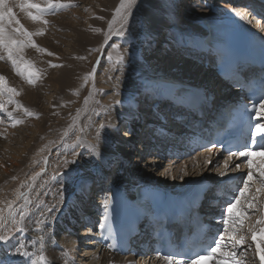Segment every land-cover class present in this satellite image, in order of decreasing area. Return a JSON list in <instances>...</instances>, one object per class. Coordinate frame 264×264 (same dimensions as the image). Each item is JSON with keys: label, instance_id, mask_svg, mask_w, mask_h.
<instances>
[{"label": "bare ground", "instance_id": "6f19581e", "mask_svg": "<svg viewBox=\"0 0 264 264\" xmlns=\"http://www.w3.org/2000/svg\"><path fill=\"white\" fill-rule=\"evenodd\" d=\"M19 1L20 0L18 1L11 0V2H15L16 4ZM42 1L43 0H29L30 3H35L38 5H40ZM86 1L87 2L90 1L89 4L88 3L86 4L85 3ZM177 1L178 0H146L144 2V5H141V7L133 8L132 10L133 13H135L134 9H137L138 11L136 12L140 13V16L143 18L145 24H147L148 27L146 30V34H147L146 48L144 47L145 51L142 52L139 51V54L136 53V51L138 50L135 51V49H137L138 46H141L142 38L139 35L135 37L137 38L135 43L136 48H134L133 46L134 44L133 45L129 44V41L131 40L126 39L125 34L123 36L114 35L113 30L115 29V27H120L123 24V20L121 19L120 16H116L115 21L112 23L111 30H109V22L113 21L115 9L119 6L121 0H81V1L61 0L62 3H68L69 5H72L71 3L75 5L74 4L75 2L76 3L79 2L80 4L82 3L84 5L83 9L88 11L87 12L88 20H86L87 19L86 17H80L81 13L78 12L79 10L77 11L69 10V12L64 13L65 15L64 14L59 15L56 13L55 17L51 19L50 17L49 18L43 17V19L46 21L50 20L54 22L55 20L57 21V19L60 18L63 19L64 17H67L69 15L75 16V18L71 17L69 22H61L60 24H58L55 21L56 22L54 23L55 25L52 24L53 26L50 27L51 29L49 35L47 37H44V39L43 38L41 39V37L35 35V33H37L38 30H40V28H43L42 23L38 21L34 22L31 21L30 19L29 21L31 22V24L27 23L26 18L27 19L29 18L27 15V10L24 11L21 10V8L18 6L20 2L18 3L17 6L15 3L8 4V7L12 8L14 20L19 19L18 21L20 20L21 22L25 21V24L29 27L27 31H30L35 36V42H37L36 45L38 46V48H33L30 51L31 56L25 55L24 53L27 54V52L24 51L23 55H25V57L23 58V60L30 62V64L32 65V70L36 72V77L34 78V83L32 84V86H28L29 83L25 82V80L17 78V76L18 77L21 76L16 74V72L13 70L12 65L9 71H7L6 69H5L6 71L3 70V66H2V68H0V75L2 73L4 74L2 75V77H4V82L6 83L7 88L15 89L16 92L19 93V95H12V94L11 95L12 98H14L16 101L15 106L16 107L18 106L17 108H20L21 114H25L26 117L28 116L30 117L28 119H31V117H33L32 115L34 114L36 115L37 112H40V108L38 107V105L40 104L43 106V110L41 112L45 114V117H43L42 119L39 120L37 119L38 121L37 126L34 125L33 129L27 130L26 133L20 132V134L18 135L19 138L15 140V142L19 144L17 146L18 148L17 149L15 148L13 151H10L9 155H11V157L10 159H8V162L10 164L13 163L14 166H19L23 162L22 156L27 155V152L34 144L33 143L34 141H36L40 137H43L42 136L43 133L47 129H49V126L48 127L45 126L50 125V123H52V121L55 120L54 119L55 115L57 116L61 114V116L62 115L64 116L69 114L68 107H65L64 103L71 104L72 102H77V100H75V98L72 97L74 95L73 92L76 94L78 86L80 87V85L83 83L84 78L87 77L88 73L90 76V68L93 65V63L97 60L98 55H100L98 54L99 52L98 50L104 49L103 45L111 39L108 45L105 47L106 48L105 59L103 58L104 62L102 61L99 70V72L101 73L104 67L107 66L108 68L106 74L107 78L104 81L100 80L101 81L100 83H102V87L100 89H97L96 91V94L99 95L100 92H102V90L103 91L106 90L107 93H105V95L109 94L108 95L109 98L110 96L112 97L111 100H109L112 103L111 104L108 103V106H106L105 109V111L108 113V116L110 118L111 127L109 126L110 128L107 129V131H102L100 127L96 125L90 111H88L90 114L89 116L87 115L85 117V121L83 123V130L88 137H90L93 141H95L99 145L101 151H104L105 153H109L110 155L115 157L114 159L113 158L110 159V157H107L104 162H101L97 156L92 155V153L88 148L84 147L85 149L82 154V157L80 160H78L80 173H77L76 177H74L75 175L74 170L72 171L66 169L65 170L66 173L64 174L63 177L61 178L52 177L48 179V182H46L45 184L44 190L43 189L41 190L42 191L41 194L44 197V198L41 197V199L43 198L44 201L39 199L41 201L34 202V204H36L35 209L31 211L30 221L25 226V230L27 231L26 234L25 235L18 234V237H15L16 239L12 241L13 244H17V245L19 243H23L25 245L24 250L28 251L30 255H32V258H35V256L41 254L39 252V247L37 246L38 242L35 236V231L33 229L35 225H42V224H37V219H41L46 222L47 219H50L51 216L53 217L55 213L60 211L61 209V216L59 215V218L57 222H55V224L52 226V229L54 235L58 236V234L60 235L62 234V237L61 239H59V243H57L56 246L55 243L51 242V240L45 238V241L47 239L48 244L45 248V254L43 255L45 257V260L50 261V263L52 264H72L70 259L65 255L64 249L65 247L73 248L74 244L76 243V237L74 238L75 239L74 240L73 233H75L74 231H76L75 224L78 219L76 216L77 214H74L71 210H68V208L66 207L68 203L67 201L71 202V198L73 199V197L75 196L78 205L82 206V204L87 201V199H84V196L85 197L87 196L86 193H88L89 188L86 187L91 188V184L90 186L89 184H85L86 187L84 188L87 190H82L80 193L75 189L77 188L76 186L82 187L81 185H78L81 184L82 181L88 182L93 176L97 175L98 177H100L102 174H106V167H108L107 161L112 162L113 160L119 158V160H117L116 163L120 164L121 162L123 166H125L120 173L118 172L116 173L115 179L111 180V184L115 186V184L117 183L116 187L119 186V188L123 190L122 192L124 194H128L130 192V189L135 188L139 184L138 182H141V180L139 179L138 181L132 182V180L128 178L129 179L128 182L130 181L132 183V186L128 188L124 180L127 178V177L125 178L126 173L128 171L126 167L130 165V169L133 170V173H135V171H137L136 173H138L139 171L141 173L148 169L147 165H149L148 164L149 162H147V160L139 162V160L136 159L134 163V167L136 168L137 164L138 167L136 169L132 167L133 168L132 169L131 166L133 165V161L131 160V158L133 153H130V151L131 148L134 147V140H133L134 136L132 133H129V135L127 134L126 136H122L121 138H119L118 137L119 131L117 129H114V127L117 126L116 128H118L128 123L132 110H137V108L141 106L142 103H146V101H149L148 102L149 104L157 102L159 100L158 97H160L163 92V87L167 85L172 86L178 84V82L172 81L169 83H165L164 85H158V87L154 86L157 85L158 80H166L163 79L164 77L159 78L157 76V75L159 76L162 75V73H157L155 75L156 77L153 76L152 74L153 72L160 70L162 65H166L168 71H169L168 67L171 66L174 67L176 70L181 72L183 77L184 75L186 76L187 72L191 67H195L194 65L189 63L190 61L181 63L183 60L181 61L177 59H180L182 57H180L179 55H175L170 51L165 52L162 48L167 47L168 44L169 47L170 45H172L171 46L172 49H174L176 46L182 47L185 41L191 40L192 37H197V35L201 30V26L199 25V22L202 21L204 18H206L208 15L211 16V14L215 11V10L212 11L213 7H211V9L208 12L202 10L201 8L195 10L196 8H194L193 6L185 7L186 9L183 12L184 14L182 18L183 21L185 19L187 20L188 12L191 13L192 11H196V15L192 16V19L197 20L196 32L193 34H186V33L181 34L180 32L176 31L178 30V28L173 23L175 14L177 15L178 12V15H180L181 13V9L177 8L178 7ZM179 2L182 1L179 0ZM43 3L42 6L44 5ZM91 3L92 4L98 3V7L95 8L94 6H91L90 5ZM202 4L203 3H201L200 5ZM210 5L213 6V3H210ZM163 13H167L168 15L167 17H164V19H162L161 17ZM135 14L129 17L127 26H125L126 29L127 28L130 29L131 26L133 25V22L136 21ZM79 19H81V21H79ZM83 19L85 22H83ZM14 22L16 23V21ZM7 23H11V22L8 21L7 19L6 24ZM7 25L10 26V24ZM20 25L22 27V24ZM12 28L14 27L8 29L6 31V34L11 33ZM171 28H174V30H171ZM57 29H62V30L71 29V30L69 31L67 36V35L58 34ZM163 30L166 31L165 35H161ZM158 36L161 39H159ZM170 36L173 39L170 38ZM17 38L23 40L21 35L18 36ZM169 38L172 39L174 43L171 42L170 44V41L172 40H170ZM65 39H67L68 45H64ZM159 41H161V45H160L162 47L161 51L163 50V52L165 53L155 51V49L158 47L157 43H159ZM69 44H71L70 47ZM153 46H157V47L155 48ZM62 47H66V52L69 51V54L66 55V52H62L61 50ZM38 49H41L42 51ZM150 50H152L154 53H150L149 52ZM49 53H51V55H49ZM110 57L111 59H109ZM2 59H3L2 62L5 61L4 57H2ZM117 61L120 62L118 63ZM2 62L0 63V66L2 65ZM144 64H147L145 67H147L148 69L144 68ZM52 65H57V67H52ZM21 66L23 67V65ZM113 74H116L117 76L113 77L115 76ZM205 75H207V77H211L208 71H206ZM101 76L103 78V76H105V73L104 75L102 74ZM207 77L205 76L204 80H207L208 82L203 81L202 84L204 86H207L206 88H209L211 87L209 82H211L212 84L213 81H211V78H207ZM143 79L147 82L142 83L141 81H143ZM140 82L143 85L140 84ZM179 83L182 84L183 81ZM195 83L196 84H194V86H199L200 84L198 81L197 82L195 81ZM144 84L146 85L149 84V85L145 86ZM215 84L216 83H214V85ZM46 92L52 93L53 96H48L45 97L44 99L43 95H46ZM59 94L62 95L61 100L58 99ZM120 96L124 99L119 100L118 98ZM58 104L61 105V107H63L62 105H64V108L61 109L59 108V110H56L57 112H55L53 108ZM150 105L157 106L158 104L156 103ZM95 108L99 109L97 104L95 105ZM11 111L12 108L7 107V112H8L7 114H9V112L10 113L13 112ZM1 113H4V116H6L5 112H3L2 109H1ZM12 116H14L13 113ZM28 119L26 120L28 121ZM105 123L106 121L103 119L102 124ZM29 124L30 122H28L26 125ZM106 128L108 127L106 126ZM98 131H99V137L97 136ZM25 134H27L30 137L29 141L26 140ZM200 159L201 158H194L193 160L189 161V163L187 162V164L190 165L191 168L194 167L196 168L195 172H197V176L199 174H202L200 173L201 168L199 166ZM185 164L186 163L181 165H185ZM181 165L180 164L175 165V167H177V171H180ZM161 166L162 165H160V167ZM10 174L11 172L9 171V169L3 167V169L0 171V184ZM144 176L146 178V181L148 182L154 183V181H156L155 179L150 178V176L147 173ZM96 182H98V180ZM195 182L196 181L193 178L191 179V182L189 184L185 182L183 184L185 185L186 188V189L184 188L185 189L184 192L188 190L190 185L194 184ZM161 186L162 183L158 182L156 187L160 189L161 188L164 189ZM164 190L165 191L168 190L167 192H169L170 189H164ZM179 191H181V189ZM93 195L92 196L90 195V197H93ZM63 201L66 202L64 203V205H63ZM53 206H55V211L52 212L51 214H48L46 209L51 208ZM76 206L77 203H75V207ZM58 207H60V209H57ZM42 212L44 213V215H41ZM61 222L63 223L61 224V226H59V223ZM63 225H65L64 228H66L67 230L63 228ZM65 231L66 234H64ZM81 237L83 238V236ZM83 240L84 238L81 241ZM8 252H11L12 256H11V262L9 263L7 261V264L8 263L18 264L19 262H21L20 264H22L24 260L28 259L27 257L19 256L17 254L16 247H12V246L7 247L4 245V247L0 249V259H1L0 264L4 263V262L2 263V260L4 259L3 258L4 254L6 255V253ZM91 256H92L91 263L88 264H132L133 263V260L130 258L114 256L104 251L95 250ZM28 264H31L30 259H28Z\"/></svg>", "mask_w": 264, "mask_h": 264}, {"label": "rangeland", "instance_id": "374dc122", "mask_svg": "<svg viewBox=\"0 0 264 264\" xmlns=\"http://www.w3.org/2000/svg\"><path fill=\"white\" fill-rule=\"evenodd\" d=\"M62 1H65V0H62ZM145 1L146 0H143V3L140 4L139 0H138L139 7H141V5H144ZM43 2H44V0L42 1V3ZM89 2L86 1L85 3L89 4ZM13 3H15V2H11V0H10V2L8 4H13ZM18 3L17 4L15 3L16 6L18 5ZM60 3H62L61 0H60ZM63 4H68V3H63ZM71 4L73 5V3H71ZM74 4L75 5H73L71 7L63 9L62 13H60V14L63 15L64 13L69 12V10H74V11L79 10L78 12L81 13L80 17H86L87 18L86 20H88V15H87L88 11L83 9L84 5L82 3H81L82 5H81L79 2H77V3L75 2ZM90 5L94 6L95 8L98 7V3L97 4L91 3ZM185 9H186L185 7H184V9L182 8L180 15H178V12H177V15L175 14L173 23L178 28V30H176L177 32H180L181 34H185V33L186 34H193L196 32V25H197L196 21L197 20L192 19V16L196 15V11H192L191 12L192 14L190 12H188L189 17L187 16V18H189V19H187V20L185 19L183 21L182 20L183 14H184L183 12ZM136 11H138V10L134 9V12L136 13V14L134 13L136 16L135 17L136 21L133 22V25L131 26L130 29H128V28L126 29L125 26L123 28H121V26L115 27V29H114L115 32L113 30V33L115 35L117 30H122L125 34V38L131 40V41H129V44H131V45L134 44L133 45L134 48H136L135 43H136V39H137L135 37L137 35H139L142 38L141 46H138V48L135 49V51L138 50V51H136V53L139 54V51H141V52L145 51L146 39H147L146 30L148 27H147V24H145L143 18L140 16V13H138ZM69 14H71V13H69ZM167 16H168L167 13H163L161 15L162 19H164V17H167ZM53 17H55V14L53 16H50V19ZM71 17L75 18V16L69 15L67 17H64L63 19L60 18V19H57V21L56 20L55 21L58 24H60L61 22H69ZM44 18H49V17H44ZM7 19H8V21H10L9 17H5L4 25L6 24ZM18 20L19 19H17V20L15 19V20L10 21L11 23H7V24H10V26H8L7 24L5 25V32L8 29H11V27H14V28L18 27V26L21 27L20 24H22L23 29H25V30L29 29V27L25 24V21L21 22V20L20 21H18ZM14 21H18L19 25H17ZM55 21L52 22L50 20L49 21L47 20V24H43L44 29L40 28V30H38V32L39 31L42 33L44 32L42 35H38L39 37H41V39L42 38L44 39V37H47L49 35L50 29H51L50 27L55 25L54 24V23H56ZM79 21H81V19H79ZM83 22H85L84 19H83ZM47 28H49V29H47ZM70 30L71 29H69V30L57 29V33L68 36V33ZM162 32H164V35L166 34L165 30H163ZM29 33H31V32H29ZM112 35H110V36H112ZM158 38L161 39L160 37H158ZM170 38H172V37L170 36ZM23 39H24V37H23ZM172 39H170V40H172ZM31 40L35 44L37 43V42H35L34 34L31 36ZM109 41L106 42L107 44L105 43L103 45L104 49L100 48L102 51L98 50L99 51L98 54H100V55H98L96 62H94L90 68V76H89V73L87 75L88 80L85 79L86 78L85 77L83 80V83L80 85V87L78 86L76 94L73 92L74 95L72 97L75 98V100H77V102H72L71 104H73V105H71L69 103H64L65 107H68V110H69L68 113L69 114L64 115V116L63 115L61 116V114H59L57 116L55 115L54 119L55 120L57 119V120L56 121L54 120V121H52V123H50V125L45 126V127L49 126V129H47L43 133V135H42L43 137L39 138L40 140L37 139L38 141L36 140L33 142L34 144L30 148V150L27 152V155L22 156L23 162L19 166H14L13 163L10 164L8 162V159H10V157H11V155H9L10 151H13L15 148L16 149L18 148L17 146L19 144L16 143L15 140L17 138H19L18 135L20 134V132L26 133L27 130H32L34 125L37 126V123H38L37 119L39 120V119H42L43 117H45V114H43L41 112L43 110V106L41 104L38 105V107L40 108V112H37L36 115L35 114L32 115L33 117H31V119H28L30 117L29 116L26 117L25 114H21L20 108H17L18 106L17 107L15 106L16 101L14 98H12L11 93L5 92L6 94L4 93L3 95H0V99L3 98V104L5 105V102H6L7 106L9 108H12L13 112L12 111L11 112L13 113L14 116H12V113H11V117L15 118L14 123L12 122L13 119H7V117H4L3 122L0 121V146H1L0 147V171L3 169V167H6V169H9V171L11 172V174L9 176H7V178L5 180H3L0 184V209L3 210L4 216H5V220L3 221V226H0V236L8 235L9 237H18V234L25 235L27 232L25 230V226L30 221L31 211L35 209L36 204H34V202H36V201L38 202V201L43 200L44 197L41 194V192H42L41 190L42 189L44 190L45 184H46V182H48V179H50L52 177H58V178L63 177L64 174L66 173V171H65L66 169H69L72 171L74 170V172H75L74 177H76L77 173H80V168L78 166V160H80L82 157V154H83L84 149H85L84 147H86L90 150V146H91V147H94L96 150L101 151V149L99 148V145L95 141H93L90 137H88L86 135V133L84 132L83 123L85 121V117L87 115L89 116V114L91 113V115L93 116L92 118L95 121L96 125L99 127L101 125H103L105 127V128L103 127V129L100 127V129L102 131H107V129H109L111 127L110 126L111 121H110L108 113L105 111V109H106V106H108V103L109 104L112 103L111 101H109V100H111L112 97L110 96V98H109V96H108L109 94L105 95V93H107L106 90H104V91L102 90V92H100L99 95L96 94L97 89H100L102 87V83H100L101 82L100 80L104 81L107 78L106 77L107 69H108L107 66L104 67V69H103V71H101V73L99 72V70H100L102 61L104 62L103 58L105 59V55H106L105 54V51H106L105 47L108 45ZM171 42L174 43L173 40L170 41V44H171ZM64 45H68L67 39H65ZM70 45L71 44H69V47H70ZM157 45H158V47L153 46L155 48L157 47L155 49V51H157V52H163V50L165 52H168V51L171 52V50H172V48H171L172 45H170V47H169V44L167 47L162 48L160 46L161 41H159V43H157ZM161 48L163 49L162 51H161ZM32 49H33V47L24 46L23 48L16 51L14 53V55L17 57V59H19L20 57L24 58L25 55H27V56L30 55V51ZM61 50H62V52H66V47H62ZM24 51L27 52V54L24 53L25 55H23ZM149 52L154 53L152 50H150ZM165 52H163V53H165ZM67 54H69V51L66 52V55ZM1 56L4 57L5 61H3L4 62L3 63L2 62L3 59H0V63L2 62V65L0 66V68H2V66H3V70L6 69L7 71H9L12 64L8 60L6 50H4L3 48H0V57ZM177 60H181V61L183 60L182 62L180 61L181 63H185L186 61L188 62L187 59L185 60L183 58H180ZM189 63H191V62H189ZM146 65L147 64H144V68L148 69L147 67H145ZM40 66H42V65H40ZM140 68H142V67H140ZM168 68H169V71L166 68V65H162L160 70H157V71L152 73L153 76H155L157 73H162V75H160V76L157 75V76L159 78L164 77L163 79H166V80H158L157 85H154L155 87H158V85H164L165 83H169L172 81H176L178 83L183 81L182 84L188 83V84H192V85L196 84L195 81L196 82L198 81L200 83L199 86H204L202 84L203 81L208 82L207 80H204L205 76L207 77V75H208V74L205 75L206 71L204 70L203 72H200L202 70L196 66L191 67L189 69V71L187 72L186 76L184 75V77L181 74V72L176 70L174 67L171 66ZM104 73H105V76H103V78H102L101 75L102 74L104 75ZM197 73H198V75H197ZM2 75H4V74L2 73L0 76H2ZM113 75H115V76H113ZM113 75H112L113 77L117 76L116 74H113ZM99 76H101V77H99ZM17 78L23 79V80H25V82H27L26 79L23 77L21 78V77L17 76ZM207 78H211V77H207ZM168 80H171V81H168ZM211 81H213V80L211 79ZM20 83H22V82H20ZM5 85H6V83H5ZM144 85L148 86L149 84L148 85L144 84ZM28 86H32V84H28ZM48 96H53V95H52V93L46 92V95H43V98L45 99V97H48ZM61 98H62V95L59 94L58 99L61 100ZM118 99L123 100L124 98H122L120 96ZM78 103H80V104H78ZM103 103L104 104L106 103L107 105L106 104L104 105ZM96 104L99 107V109L95 108ZM62 106L63 107H61V105L58 104L57 106H54L53 110L55 112H57L56 110H59V108L60 109L64 108V105H62ZM88 111H90V113ZM6 113H8L7 110H6ZM2 115H4V113H2ZM26 119H28V121ZM32 119L33 120L35 119V120L33 121ZM103 119L106 121L105 124H102ZM29 120H31V121H29ZM58 120H61V121H58ZM17 121H19V123H16ZM26 122L27 123L30 122V124L26 125L27 124ZM13 124H15V126H13ZM63 124H65V125H63ZM106 126L108 128H106ZM116 127L117 126H115L114 129H117L119 131L118 137L121 138L122 136H124L123 131H124L125 126L122 125V126L118 127L119 129ZM25 138L27 141H29V139H30V137L27 134H25ZM70 154H71V156H70ZM107 157H110V159H112V158L114 159L115 156H112L109 153H105V159ZM136 159H138V158H136ZM117 160H119V158L113 160L112 162L107 161V165L109 166L112 163H116ZM72 161H76V163H72ZM134 163H135V160H134ZM148 164H149V165H147L148 169L144 172L140 173V171H139L138 173H136L137 171H135L134 174H131V173H133V171H131V172H129L130 175L128 173H126L125 178L126 177L127 178L124 180H125L126 186H128V188H130L132 186V183L130 181L128 182V180H129L128 178H130L133 175L134 178H132V179L130 178L132 180V182L138 181V179H139L141 181H144L145 185L146 184H154L156 186H157L158 182H160V183H162V186L164 188L170 189L169 192L174 193V191L181 189V191H178V193H181V192H184V190L186 189L185 185H183L185 182H187L189 184L191 182L192 178L196 180L198 177L197 172H195L196 168L195 167L191 168L190 165H188L187 163L185 165H181L180 171H177V167H174V169L172 167L171 168L169 167L165 171V168L163 165L161 167L159 166L156 170L152 171V168H150V163H148ZM128 166L130 167V165H128ZM112 167H114V166H111V168ZM137 167H138V164L136 165V168ZM187 167H188V169H186ZM168 169H169V173H171L172 175L169 173H166ZM38 173H39V175H37ZM146 173L150 176V178H153L156 181H154V183L146 181V178L144 176V175H146ZM179 173H182L183 175H180ZM95 177H97V180H98L99 177L96 175V176H93L90 179V181H95V179H96ZM90 181H88V182L82 181V183L78 184V185H81L83 188L76 186L77 188H75V189L77 191L87 190L84 187H86L85 184L90 183ZM115 185H117V183ZM88 188L90 189V187H88ZM93 193H95V192H93ZM24 196L28 197L29 203H25ZM41 197H43V198L41 199ZM34 198L35 199L37 198V199L35 200ZM39 199H41V200H39ZM52 199H53V197H52ZM76 200L77 199H75V196H74L73 199L71 198V202L67 201L68 202L67 205H69V206L66 205V207L68 208V210L74 211L75 210V203H77V206L82 207L81 205H78V202ZM9 203L12 205L11 209L8 208ZM64 203H66V202L63 201V205H64ZM60 207H58L57 209H60ZM20 213L24 214L23 219H21ZM74 214H75V212H74ZM59 215L61 216V209H60V211L56 212L53 217L51 216L50 219H47L44 224L35 225L33 227V229L35 231V236H36V239L38 242L37 246L39 247V252L40 253L42 252V254H45V248L48 244L47 239L51 240L52 243H55V246H56L57 243H59V239H61V237H62V234L61 235L58 234V236L54 235L53 229H52V226L55 224V222H57ZM64 222H65V220H64ZM62 223L63 222L59 223V226H61ZM65 225H63V228ZM19 229H22V231H19ZM64 229L67 230L66 228H64ZM64 234H66V231L64 232ZM75 234L76 233L73 234L74 235L73 239L76 237V243L74 244L73 248L65 247V249H64L65 253H67L66 256L70 259L72 264H88V263H91V257H92L91 255L93 253L91 255H89L88 254L89 252L86 253V252L80 250L82 248L80 246V243H81L80 241L83 238L78 233H77V235H75ZM45 238H47L46 241H45ZM5 246L8 247V245H5ZM3 247H4V245L0 246V249ZM11 256H12L11 252L6 253V255L4 254V257H3L4 259L2 260V263L4 262L3 264H7V261L10 263L11 262ZM46 262H47V264H52L48 260ZM0 263H1V259H0ZM20 263L21 262H19L18 264H20Z\"/></svg>", "mask_w": 264, "mask_h": 264}, {"label": "snow or ice", "instance_id": "6c2138e0", "mask_svg": "<svg viewBox=\"0 0 264 264\" xmlns=\"http://www.w3.org/2000/svg\"><path fill=\"white\" fill-rule=\"evenodd\" d=\"M139 3L142 4L143 0H139ZM18 6L22 11L27 10V15L30 20L47 24V21L43 19L44 16L50 14L52 10L65 9L71 7L72 5L60 3V0H44V5L41 7L38 4L30 3L29 0H20ZM134 7H139L138 0H121L119 6L115 9L113 21L109 22V30H111L112 23L115 21L116 16H120L123 20L121 28L126 26L129 17L134 15L132 11ZM5 16L9 17L10 21L14 20L12 8L8 7L7 0H0V48L6 50L8 60L11 62L13 70L16 72V74L25 78L29 84H33L34 78L36 77V72L32 70V65L30 62L24 61L22 57L17 59V57L14 55L16 51L23 48L24 46L38 48V46L31 40L33 33H29L27 30L18 26L12 28L11 33L6 34L4 25ZM16 24L19 25V22L16 21ZM42 34V32L35 33V35ZM20 35L24 37L23 40L17 38ZM115 35L123 36L124 32L122 30H117ZM49 55H51V53H49ZM0 59H2V57H0ZM109 59H111V57ZM117 62L119 63L120 61ZM21 65H23V67ZM52 67H57V65H52ZM85 79H87V77ZM5 92L11 93L12 95H19L15 89L7 88L4 83V77L0 76V95H3ZM252 111L255 113V115L254 117H250V119H255L256 123L251 126V142L252 144L256 145V148L259 149V151L250 150L246 143L244 150L231 153V156L245 158L244 162L247 164L248 172L245 177L240 178L243 181V186L238 187L235 191H233L230 194L232 198L228 201H225L226 207H224L221 212L224 228L223 232H219L218 230V238L214 237V246L210 244L207 247L202 248L201 251L195 252L193 255L187 257L185 264H200V261L206 259L208 256H216L217 264H243V261L238 259L237 251L245 240V237L239 231L240 227L242 226V220L248 217L250 214V209L254 208L259 210L260 207H264V202L258 200L260 193L264 192V165H256L255 170L253 169V157L264 155V103H260L258 106L253 105ZM8 115L11 116V113ZM16 123H19V121ZM13 126H15V124H13ZM100 127L103 128L104 126L101 125ZM97 136L99 137V131L97 132ZM214 146L215 145H213V147ZM205 150L211 151V148H206ZM90 151L93 155L97 156L101 162L105 161L104 151H98L91 146ZM72 163H76V161H72ZM239 167L240 165L237 164L236 168ZM224 168H228V161H225ZM223 174L224 173H222V175ZM37 175H39V173ZM254 179L259 186L255 188L251 197L247 198L246 193L252 188L251 182ZM242 198L245 199L246 206L241 205ZM24 200L25 203H29L27 196H24ZM107 205L108 201L106 200L104 202L105 208H107ZM238 206H240V215H236L234 211L238 209ZM11 207L12 205L9 203L8 208L11 209ZM46 211L48 214H51L53 211H55V206L46 209ZM20 215L21 219H23L24 214L20 213ZM41 215H44V213L42 212ZM4 220V212L2 209H0V226H3ZM106 220L107 215H105V221ZM44 223V220L37 219V224ZM256 223L262 226L259 228L258 232H251V238L256 244V256L259 258L261 264H264V254H261V245H264V216L257 220ZM19 231H22V229H19ZM258 237L259 242H257ZM15 239V237H9L8 235L0 236V246L8 245L16 247L17 254L21 257H27L30 259L31 264H47L42 252L38 256H35V258H32V255H30L28 251L24 250L25 245L23 243H19L18 245L12 243V241ZM222 241L223 244L221 243ZM220 249H223V251L220 252L219 255H216ZM65 255H67V253H65ZM28 259L24 260L22 264H28ZM164 259L168 261V264H175V261L169 254H166Z\"/></svg>", "mask_w": 264, "mask_h": 264}]
</instances>
